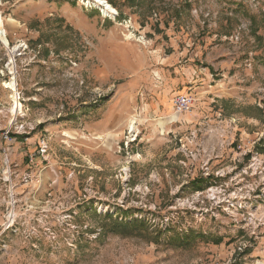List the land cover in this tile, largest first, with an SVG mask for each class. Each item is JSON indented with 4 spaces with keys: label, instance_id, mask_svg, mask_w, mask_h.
Listing matches in <instances>:
<instances>
[{
    "label": "rangeland",
    "instance_id": "obj_1",
    "mask_svg": "<svg viewBox=\"0 0 264 264\" xmlns=\"http://www.w3.org/2000/svg\"><path fill=\"white\" fill-rule=\"evenodd\" d=\"M106 1L0 0V264H264V0Z\"/></svg>",
    "mask_w": 264,
    "mask_h": 264
},
{
    "label": "built area",
    "instance_id": "obj_2",
    "mask_svg": "<svg viewBox=\"0 0 264 264\" xmlns=\"http://www.w3.org/2000/svg\"><path fill=\"white\" fill-rule=\"evenodd\" d=\"M192 103V97L188 94H179L174 97L173 107L176 113L189 110ZM209 159L204 161V167L208 165ZM243 166V167H242ZM234 167H237L234 165ZM230 182H219L208 185L204 190L205 198L213 203L211 204L216 211H223L230 215L234 220L244 213L248 214L247 224L249 223L250 235L257 238L256 233L260 227L264 226V216L260 214L261 202L258 203V197L264 198V157L261 154L251 153ZM234 168H230L232 171ZM208 171V168H205ZM239 173V174H238ZM210 172H206V175ZM215 177L225 175V170L218 169L214 172ZM231 182H234L233 185ZM228 186H233L232 189ZM231 191V192H229ZM255 192V198L245 197L246 193ZM264 202L263 200H261ZM254 240V239H252ZM252 244H244L239 250L251 247Z\"/></svg>",
    "mask_w": 264,
    "mask_h": 264
},
{
    "label": "bare ground",
    "instance_id": "obj_3",
    "mask_svg": "<svg viewBox=\"0 0 264 264\" xmlns=\"http://www.w3.org/2000/svg\"><path fill=\"white\" fill-rule=\"evenodd\" d=\"M98 1V4L102 7V9H103V11H104V13L106 12V11H115V9L113 8V6L112 5H110L109 4V2L108 1H106V0H97ZM101 9V10H102ZM106 14V13H105ZM0 27H1V22H0ZM4 86L5 87H8V85L7 84H4ZM186 115V114H185ZM175 117V113L174 114H172V118H174ZM185 117V116H184ZM129 127L131 128V130H133V128H134V126H133V120H130V122H129Z\"/></svg>",
    "mask_w": 264,
    "mask_h": 264
},
{
    "label": "trees",
    "instance_id": "obj_4",
    "mask_svg": "<svg viewBox=\"0 0 264 264\" xmlns=\"http://www.w3.org/2000/svg\"><path fill=\"white\" fill-rule=\"evenodd\" d=\"M132 223H135V221H134V222H132Z\"/></svg>",
    "mask_w": 264,
    "mask_h": 264
}]
</instances>
